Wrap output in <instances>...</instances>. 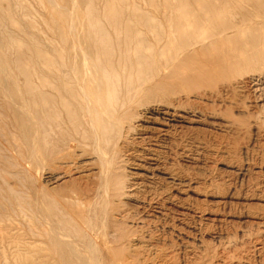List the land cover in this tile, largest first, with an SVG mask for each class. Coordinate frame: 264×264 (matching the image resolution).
<instances>
[{
    "label": "rangeland",
    "instance_id": "rangeland-1",
    "mask_svg": "<svg viewBox=\"0 0 264 264\" xmlns=\"http://www.w3.org/2000/svg\"><path fill=\"white\" fill-rule=\"evenodd\" d=\"M6 1H9V0H0V5H2V3L6 2ZM10 1L12 2V0H10ZM43 1L44 0H17L15 2V3H18L17 5L13 2L11 4L12 10H10V8H6L4 10V12H5L4 16L6 15L5 16L6 18L11 16L14 19H13V21L7 20L5 23L6 26H3V28L6 27L3 29L5 31V34L3 35V37L4 38L8 37V39H4L2 37V40L5 44L4 48L6 49L5 57H3L2 60H4L6 58L5 61H8V63L12 66L11 70L13 71V72L11 71L12 73L4 75L3 81L5 83L9 82V84H10V81H11V83L16 82L18 84L21 82L19 85L22 88V90L24 89L23 84H25L26 82H31V81L34 82L36 85H39V86H42V84H40L41 82H51V81H53V82H67V81H69V82H97L98 79H96V78H99V80H101L100 82H102V79H105V78H107L106 82H112L109 77L104 76L103 74L101 75V72H104V70H102L103 64H102V66L99 64L101 68L98 66V63H99L98 58L96 57L94 49L92 48L93 47L92 43H90L88 41L91 40L93 42V40H100L105 35L107 40H111V43L113 42L111 45H114L113 48L115 49V52H116V53L114 52L116 55L112 54L113 58L116 56L114 58V60L115 61L119 60V57H120V59L125 58V52L120 53V52H122L120 50H124V47L125 48L128 47L127 49H129V50L130 49L132 50L134 48L137 49V48H136V44L134 42H129L131 44L130 45L128 44V46H127V44H125L123 42V38L121 39V37L125 38L126 36H128L127 31H130L129 36L137 35L138 39L147 40L146 43L152 42L153 41L152 40L153 39L152 33L150 32L149 27L145 26V24H147V22H149L151 20L156 21L157 23H160V22L165 23L167 21V19H169L170 17L173 16L172 15L173 9L171 7H169V5H168L169 1L174 2V4L178 3V0H93V4H92V3H89V1H87V0H78V7L76 9L69 3L68 0H64V2L66 3V6H67V10H64V12L67 14V15H65V17L67 16L69 18L66 17L67 19L64 20V17H62V18L60 17L61 29H59V24H60V23L58 24L59 17H56L58 19L57 21H56V19L53 21L52 20L53 18L51 17V13H49V12H53V10L57 7L56 4L54 6V2H53L54 0H45L44 2ZM59 1H60L61 5L65 6L64 5L65 3L63 2V0H58V2ZM46 2L47 3L50 2V3H48L49 5ZM221 3H223V2H218V8H217V13L220 16L218 23H223V22H227V21L231 22L233 24L237 23L241 26L240 30L236 33L235 32H229L226 36V39H224V42L222 41L221 44H218L217 46H210L207 50L206 56L198 58L199 61H201V62L207 61L208 62L207 65H200V64H197L194 62H184V64H181L180 59L183 60V57H180L179 58L180 64H177L176 66H173L172 68L168 69L166 71V73H164L162 75V77L160 78V81H163V82H159V84H160L159 90L158 89L155 90L157 82L154 83V82L150 81L145 86V88H144L145 90H143L140 94H138L137 96L134 97L135 103L131 104V109H129V111L131 110V112H132V110L135 109L137 111L135 112L133 110L134 115H135V113H137L136 116L137 115H139V116L136 117L137 119H133L135 116L132 114L133 112L132 113L130 112L132 114V116H134V117L132 118V120L129 123L130 124L132 123L133 126L136 125V123H138L139 126L136 125L137 126L136 129L139 130L140 132L135 130V129H132V131H131L132 135L130 134V136L128 137V139L126 141L127 144L122 143L123 141L110 142V144H108V145L104 141L102 142V145L105 148L106 153H107L108 149L111 150L109 152V154H111V155L114 154V151L116 152L115 153L116 155L114 154V156L113 155L112 156L114 157V168L116 167L115 171L117 173H119V171H121L120 173H122V177H121L122 179H120L121 185L119 184L118 186H116V184L115 185L110 184V186L108 187V191H107V189H106L107 187L104 185V181L102 180V175H103L102 171L104 168V164L102 163L101 160H99L100 164L97 165V161H98L97 157H99L100 155L97 156L99 152L97 151L98 153H96L95 144L94 143L90 144V142H93V140H94V136L90 134L92 132V130L90 128H87L88 132H83L82 129H79L76 131L71 125L65 124L61 128L56 127L57 131L51 132L52 133L51 134L52 139H50L51 135H49V134L47 135L45 133H42L43 131L38 132L37 138H39V139H38V142L35 143L37 146H39L38 150L36 149L37 146H35V144H33L34 147H33V145L32 146L30 145L28 148L26 147V149H25V147H23L24 149L22 150V152L25 154V156L28 157L29 161H28L27 157L24 158L23 153L18 154L15 151H10L9 144L6 141L3 140L0 143V146L2 147V148L0 147L1 155L4 154V152H6L8 150L4 154V155H6L5 156L6 160H4L3 155H2L3 158L1 157V159L4 160V163H2L3 161L0 159V163H1L0 164V174H1V170L3 173L0 175L1 176L0 190L2 189L0 191V230H1L0 231V245H1V247H0V264H35L36 262L38 264H40V263L41 264H53V263L54 264H62L59 257L58 256L56 257L55 251L50 249L51 247H53L54 244H53L52 240L49 242L50 235L53 233V232L49 231V229L52 226L51 230L52 231L55 230V228L57 227L58 219H62V218L65 219L66 218L65 220H67L69 217H71V214L64 217L63 215H65V213H62V210H64V209L60 205V207L58 209L56 208V210H55V216H54L55 218L52 217V218L48 219V216L45 215V212H43V211H41V212L36 211V213H35V210H37L35 204H37L36 201H39V197L41 196L42 192L47 193V194L49 193V195L56 193L57 190L61 188L60 185H63L67 179H68L67 182L69 184L68 185L64 184V185H66V188H63L64 187L63 186L60 189V191L61 192L66 191V190L70 191L71 189H73V191H75V193L77 194V192H78V191H76V189H77V190H79L80 193H82L83 196L82 195L79 196L80 195L79 192H78L77 196L80 197V199L82 200V203L85 201V203H83V205H80V206H82V210L85 212L84 214H87L85 216L87 218H91V220H90L91 224L88 227L86 224L84 226H82V227H84V229H85L84 230L81 228L79 223H78L79 226L76 225V223H74V222L72 223L73 224L72 225L71 222L69 220H67L70 222V224L67 222V225H69V226H67V228L69 229L70 235L67 237H64V238L67 239L66 241L69 244H70L69 241H73L71 243H72V245H74L76 247L78 244L79 248L77 247V251L79 250V252L81 254H84V255L88 254L87 253V251L89 250L88 246H89V243H91L92 247H94L96 250V252L92 256V257H94L95 261L93 260V258H91L93 260L92 261L90 258L86 257V259L89 260L88 264H126V262H127V264H133V263L138 264L142 260H143L141 262L142 264H210V263L211 264H264V246H263L264 245V56L260 55L259 57H256L255 54H256L257 49H254V45L252 44V40L255 38L254 35L256 32L258 33L257 36L259 38L260 37L264 38V2H263L262 6H259L257 4V0H230L227 3H225V2L223 4H221ZM89 4L91 5L92 8L90 7ZM51 5H53V7ZM43 6H46V7H43ZM48 6H50V7H48ZM66 6H65V8H66ZM68 6L70 9L68 8ZM32 8H34V9H32ZM88 8L90 9V11ZM50 9H52V10H50ZM72 9L74 10V12H76L75 13L76 15L74 14V12H72L73 18H71V19L74 22L72 20L71 21L73 22V27L71 26L72 24L70 25L71 22L69 20L71 17L70 11ZM56 10H58V8H56ZM13 11H16V12H13ZM18 12L21 16H19ZM47 12H48V14H47ZM81 12H83V13H81ZM85 12H86V14L88 12V14L86 15ZM89 12H91V13L89 14ZM111 12L113 13V15H111L112 14ZM77 13H78V15H77ZM92 13H93V15H92ZM68 15H70V16H68ZM26 16L27 17L29 16V17L27 18ZM76 16H78V17H76ZM89 16H91L92 20L89 19L90 18ZM19 17L21 18L20 19L21 21L19 20ZM83 18L85 20H83ZM79 19H81V20H79ZM93 19H95L94 21H96V22H94ZM47 20H49V21H47ZM87 20L88 21L90 20V21L87 22ZM62 21H64V22H62ZM77 21H79V22H77ZM91 21H93V22H91ZM18 22H21L22 25H20V23H18ZM34 22H35V24H34ZM80 22L82 23V25ZM74 23H76V24L74 25ZM88 24H90V25H88ZM92 24H95V25L92 26ZM135 24H137V26ZM96 25H98V26L96 27ZM128 25L131 27L130 30H127ZM64 26H65V28H64ZM70 26L73 29L70 28ZM79 26H80V28L81 27H84V28L80 29ZM23 27H25V28H23ZM75 27H76V29H74ZM95 28L99 29V30H97V33H99V37H98V34L97 35L95 34L96 33ZM24 29H26V30H24ZM71 29H72V31H71ZM84 29H87V31H86L87 35L85 34L86 32ZM139 29H141V30L143 29V30L141 31ZM203 29H202V37L207 36L208 34H210L211 32L214 31V28L211 25L210 26L208 25L206 28H203ZM31 30H32V32H31ZM53 30H55L56 32ZM73 30H74V32H73ZM80 30H82V31H80ZM92 30L94 32L93 34H92ZM27 31H29L31 33L28 34ZM100 31H102L101 34H104V35H100ZM53 32H55V33H53ZM83 32H85V33H83ZM56 33H58V34H56ZM61 33H63V35L67 36L68 41H69L68 44L70 46H71L70 42L72 41V40L70 41V39H74L75 41L73 40L72 43L73 44L76 43L78 45V47H76V49L73 48V52L71 50L70 54L65 55L64 58H58L60 60L57 59L56 65L54 67H46L45 64H43L41 62H37L36 60L32 61V56H33L32 54H34V50L32 51L33 48L30 50L29 46L32 47V45L34 44V45H38L40 49H42V48L45 49V48H48L49 45L53 41H58L56 43L62 45L60 43L61 41H60V37H59L61 35ZM77 34H79V35H77ZM82 35H83V39L86 41L85 44H87V46L82 43V42H84V40L81 39ZM88 35L90 38L92 37V39H90L89 37H88L89 39H87L86 37ZM95 35L97 36L98 39H96V37H94ZM77 36H78V38H77ZM50 37H51V39H50ZM71 37H73V38H71ZM77 39H79L80 41H78ZM13 40L17 41L16 42L17 44L13 45L14 47L11 46ZM30 40H31V42H30ZM81 40H82V42H81ZM121 40H122V44H121ZM39 41L40 42L44 41L43 42L44 45H42V43H39ZM47 41H48V43H47ZM25 42H28V44H26ZM78 43H80V44L82 43V45H84L85 47H82ZM88 43H90L91 45ZM20 44H26L28 46V49L27 48L24 49V51H25L24 55H25L26 59L28 60L27 57H31V61L24 63L25 68H27L29 70V76L27 79L25 78V76L21 72H19V69H17L16 67L14 68L15 60L17 61V58H18L17 47L20 46ZM258 44L260 45L259 46L260 49L258 50L260 52V51H262L261 48H263V47L261 46L262 43L258 42ZM120 45H123V47L122 46L120 47ZM131 45H133L134 48L131 47ZM146 45H148V44H146ZM8 46H11V48H14V49H11ZM89 46H92V47L89 48ZM80 47L83 48L82 51H84V52L87 51L86 54L88 53L87 55L89 56V58L92 62L95 61V63L93 62V65H91L89 67L91 70L95 69L94 71H97V69H98V71H97L98 75L95 78H91V75H89L90 73L86 74V72H87L86 69H85L86 72H84L85 67L83 64H81V62H83V59H84L83 55H85V54H84V52L82 54ZM85 48H87V49L85 50ZM144 48H146L145 45L142 46V50ZM75 51L78 53H76ZM258 51H257V53H258ZM9 52H10V55L12 54L11 56L9 55ZM133 52H134V50H132L133 56L131 54L132 57L131 56L130 57L136 58V54ZM27 53H30V54L27 55ZM72 53H73V56H72ZM79 54H80V56H78ZM184 56H185V54H184ZM69 57L71 58L70 59L71 61L69 60ZM253 57H255V58L253 59ZM12 58L14 60H12ZM116 58H117V60H116ZM249 58H251V59H249ZM0 59H1V55H0ZM64 59L66 60L67 63L65 62ZM255 59H257V60H255ZM11 60L14 62L11 63ZM76 60H77V62H75ZM34 61H35V63H34ZM72 61H73V63L75 62V64H73ZM57 62L60 64V67L58 66L59 64ZM65 63H66V65H65ZM177 63H178V61H177ZM38 64L40 66H38ZM161 64H162L161 67L163 68L167 64H170V62L168 61V59L166 57V58L161 59ZM67 65H70V67H68ZM96 65H97V68H96ZM4 67H5V65H3V63H0V70ZM59 68H62L63 70L62 69L60 70ZM67 69L69 70V72ZM99 70H100V73H99ZM61 71L62 72L65 71V72L62 73ZM73 71L75 73H72ZM119 71H120L121 78H122V80L120 81V83H121L120 88L126 89V88H124V86H125V83L128 79L127 77H128L129 67L127 70L124 68H121V69H119ZM30 72H32V73H30ZM54 73H56V74H54ZM69 73H71V74H69ZM76 73H78V75ZM84 75H87V76H84ZM6 76H8V77H6ZM102 76H103V78H102ZM52 77L53 78L55 77V78L52 79ZM61 77L63 80H61ZM89 79H90V81H89ZM7 80H9V81H7ZM99 80H98V82H99ZM133 80H135L134 85H133V86H135L136 82H138L139 79L134 77ZM104 81L105 80H103V82ZM150 89H153L155 91L151 92ZM201 91H203V94ZM210 92H211V95H210ZM160 94H161V96H160ZM214 94H215V96H213ZM148 95H149V97H148ZM154 95H155V97H154ZM165 99L166 100L168 99L166 101V103H165ZM179 99H180V102H179ZM175 101L176 102L178 101L179 103L178 102L175 103ZM169 102H170V104H168ZM135 104H136V106H134ZM141 104H142V106H141ZM143 104H145L144 105L145 108L143 107ZM149 104H151V105H149ZM180 104H181V106H180ZM167 105L169 107H171L175 112L179 113L176 115V117L173 118L174 121H172V118H169L165 115L163 116V114L154 110V109L159 108L160 106H161L160 108L168 107ZM134 107H136V108H134ZM147 107L150 109H148ZM194 109H196V110H194ZM142 110H143L144 114L141 112ZM148 110H149V112H148ZM188 114L190 115V117ZM148 115H149V117H148ZM142 116L144 117V119H141ZM158 117L161 120V122L158 119ZM179 117L181 118L180 120H179ZM182 117L184 119H182ZM185 117H187V118L185 119ZM147 119H148V121H147ZM157 119H158V122L156 121ZM164 119H166L167 121L166 120L164 121ZM133 120L136 123L133 122ZM187 120L191 121V122H188ZM231 122H233V123H231ZM234 122H236V123L234 124ZM176 124L177 125L183 124V125H178L176 127ZM149 125H150V128L152 126L153 127L150 129ZM170 125H172L174 127H172ZM70 126H71V128H70ZM126 126H128V123L126 124ZM156 126L158 127V129L156 128ZM11 127L12 126L5 127V129L8 130V128H11ZM234 127H236V128H234ZM62 128L66 129V130H64ZM69 128H70V130H69ZM140 128H141V130H140ZM146 129H148V130H146ZM156 129L159 130V132ZM165 130H166V132H164ZM168 130H170L172 133L170 131H169L170 133H168ZM66 131H69V132H66ZM135 132H136V134H135ZM41 133L45 136H43ZM158 133H161V134H158ZM39 134H40V136H39ZM70 134H72V136L74 134L75 135L72 137ZM87 134L89 135V137L87 136ZM92 134H93V132H92ZM78 135H79V138H78ZM133 135L135 138L133 137ZM136 135L139 137H137ZM161 135H162V137H161ZM91 136H92V138H91ZM143 136H144V138H142ZM149 136H150V138H149ZM43 137H45V138H43ZM48 138H49V143H51V144L48 143L49 146L44 144V142H46V144H47ZM64 138L66 139L65 141H64ZM129 138H131V139H129ZM136 138H138V139H136ZM156 138H158L159 140L158 139L156 140ZM45 139H46V141H45ZM55 139H58V140L56 141ZM141 139H143V140L141 141ZM163 139H165V140H163ZM59 140H60V142H59ZM81 140H83L84 142ZM144 140L146 142H143ZM152 141H156L157 143L152 142ZM57 142H58V145H57ZM72 142L76 145L74 146V144ZM80 143H81V145H80ZM129 143H130V145H129ZM120 144L124 145L125 148L122 147V145H120ZM125 144L128 145V147H126ZM131 144H132L133 148L131 147ZM50 145L52 148L51 150L53 152L55 151L54 152L55 155L51 150L48 151V149L50 148ZM71 145H73V146L71 147ZM89 145H90V147H88ZM4 146H8V147H4ZM115 146H117V147H115ZM54 147H56V148L53 150ZM119 147H120V149H119ZM147 147H149V148H147ZM33 148L35 149V151H34L35 153L32 151ZM26 150L30 151L31 154L34 153L33 155H35V156H32L31 154L27 155L28 151H26ZM84 150H87V151H84ZM121 150H122V152H121ZM147 150H149V152L152 154L148 153ZM72 151H74L76 156L74 155V153H73V155L70 154V153H72ZM129 151L131 153L132 152H134V153L131 154V153H129ZM48 152H50V153H48ZM85 152L88 154L87 156H86ZM127 152L130 156L131 155H134V156H131V158H130V156L127 155ZM136 152H137V154H136ZM36 153H38V155H36ZM143 153L144 154L146 153V155H144ZM157 153H159V154H157ZM47 154H51V155H50V158L46 159ZM67 154H70L71 156L68 155V157H67L66 156ZM79 154H81V155H79ZM83 154L85 155V157L82 156ZM187 154L189 155V157ZM29 155H31V158H29L30 157ZM77 155H79V157H77ZM140 155H142L143 158ZM80 156H82V157H80ZM121 156L123 158H121ZM191 156H193V157H191ZM73 157H75V158H73ZM154 157H155V159H154ZM159 157H161V158H159ZM10 158L11 159L14 158V159L11 160ZM119 158H121L122 160ZM126 158H128L129 161ZM8 159L10 162L11 161L14 162V160H15V161L19 162L21 165L19 163H16L17 167L12 166L13 165L12 163H6V162H9ZM63 159L68 160L66 162L68 168H66L67 166L65 165V163H64L65 160H63ZM72 159H74V160H72ZM99 159H101V157H99ZM118 159L121 161H118ZM125 159L127 162L125 161ZM36 160L37 161L39 160V161L37 162ZM53 160H55V162ZM85 160H86V162H85ZM71 161H72V163H71ZM34 162H37L36 163L37 165ZM43 162H45V163H43ZM57 162H59V163H57ZM68 162L70 164H68ZM84 162H85V164H83ZM38 163L41 164L39 166L40 167L39 169H38V165H39ZM48 163L51 165H49ZM61 163L62 164L64 163V164L61 166ZM87 163H88L89 167L87 166ZM138 163L139 164L142 163V164L139 165ZM151 163H153V164H151ZM9 164H12V165H10V167H9ZM1 165H5V166L3 167ZM85 165L89 168V170H87V167ZM100 165H101L102 169H101ZM116 165L119 168L121 167L120 170L118 169V167ZM7 166L9 167V169L7 168ZM63 166H65L64 169L62 168ZM144 166H145V168H144ZM91 167H93V168L95 167V168L93 169ZM137 167H138V169H137ZM154 167H156V169ZM19 168L20 169L22 168V169L20 170ZM51 168H52V170H51ZM85 168H86V170H85ZM162 168H164V169H162ZM48 169H50V170H48ZM59 169L61 171L57 172ZM174 169H175V171H174ZM22 170H24V171H22ZM62 170H65V172L67 171V173H65ZM94 170H98V171H94ZM122 170H123V172H122ZM4 171H6V172H4ZM149 171H153V172H149ZM154 171L155 172L158 171V172H156L157 174ZM162 171H164V172H162ZM165 171L167 172L168 176H167ZM139 172H140V175L143 172H146L147 174L144 173L145 175L142 174L140 176ZM174 172L177 173L178 177L182 180V182H179V181L172 182L174 180L169 178V174L174 173ZM5 173H6V176L8 178L5 176ZM19 173H21V174H19ZM17 174H19V175H17ZM23 174H24V177L28 176V178H27L28 180H25L26 178H23ZM52 174H53V176H52ZM65 174L69 175V176H66ZM81 174L84 177L83 179H82ZM84 174H85V176H84ZM180 174H181V176H179ZM80 175H81V177H80ZM86 175H88V176L86 177ZM135 175H136V177H135ZM17 176H19V178ZM49 176H51V178H53L55 176V178L50 180L51 178ZM70 176L72 177V179H70L71 178ZM123 177H124V179H123ZM126 177H128V178H126ZM48 178H50V179H48ZM63 178H65V181L62 182V180H64ZM77 178H79V179L77 180ZM150 178H152V179H150ZM189 178H191V179H189ZM60 179H61V181H60ZM80 179H82L83 181ZM84 179H86V180H84ZM159 179H160V181H159ZM57 180H59V181H57ZM70 180L73 181V183ZM133 180H134V182H133ZM167 180H169L171 182H169ZM27 181H30V182H27ZM78 181L83 182V185L85 186V188L88 187V190H87V188L86 189L82 188L83 185H81V183ZM84 181H85V183H84ZM162 181L163 182L165 181L164 184H167V186H168L167 188H165L166 185L164 186ZM26 182L29 185L31 183L30 187ZM61 182L63 184H59V188L55 189L58 186L57 184L61 183ZM118 182H117V184H118ZM138 182L140 184H135ZM5 183H7L6 184L7 186L5 185ZM24 183H26L28 185V186L26 185L27 189H26V186ZM101 183H102V185H101ZM169 183H170V185L173 184L174 187L172 185L170 187V185H168ZM12 184H14V185H12ZM70 184H72V185L69 187ZM92 184H93V186H91ZM51 185H53V186H51ZM139 185L141 186V188ZM178 185L181 186L180 187L181 190H180V192L177 193L176 192L177 190H175V189H176V186H177V188L179 187ZM183 185H184V187H183ZM42 186H43V188L41 189ZM48 186L49 187L51 186V187L49 188ZM135 186L137 187V189H135ZM152 186L156 187V189H158V190L154 191L155 188L152 189L153 188ZM10 187H12V188H10ZM75 187H77V188H75ZM117 187H125L126 189L118 188L120 190H117ZM142 187H144V188H142ZM150 187H152V188H150ZM163 187L165 189H163ZM169 187H170V189H168ZM29 188H31L32 190H30ZM110 188H111V190H110ZM188 188H189V190H188ZM17 189H19V190H17ZM84 189H85V191L87 190V192H85ZM148 189L151 190V192H149ZM14 190L16 191V193H18V192L19 193L16 194ZM28 190H30V191H28ZM47 190H49V191H47ZM103 190H104V192H103ZM170 190H171V192L168 193ZM34 191H37L39 196L37 195L36 192L34 193ZM106 191H107V193H106ZM162 191L165 192L164 194L166 196L163 194H160V193H162ZM183 191H185V192H183ZM126 192H127V195L124 194ZM131 192H133V193L131 194ZM138 192H140V193H138ZM153 192H155V193L153 194ZM156 192H158V193L156 194ZM85 193H86V196L84 195ZM111 193H112V195H111ZM116 193L119 196L121 193L123 195L121 194V197H119L118 195L117 196L114 195ZM145 193H147V195H148L146 198H145V196H146ZM149 193H152V194H149ZM131 195L136 197V198L132 197ZM140 195L141 196L143 195L144 197L143 196L141 197ZM14 196H15V198H14ZM17 196H19L21 202L18 201L19 199H16ZM21 196H23L24 198L26 197V200H24L23 197H21ZM128 196H129V198H128ZM149 196L152 198H150ZM153 196H155V197H153ZM107 197H108L109 201H107L108 200ZM140 197H141V199H140ZM179 197H180V199H178ZM185 197H186L187 201L182 200ZM126 198H127V200H126ZM133 198L136 200H134ZM169 198H171V200ZM21 199H23V200H21ZM28 199L31 200V202H28L29 201ZM172 199H174V200H172ZM176 199L179 201H177ZM33 200H34V202H33ZM105 200H106L105 204H102V202H104ZM141 200H143V201H141ZM144 200H145V202H144ZM150 200H151V203H150ZM180 200H182V201L180 202ZM25 201H27V203ZM88 201H91V203ZM111 201H113V202H111ZM118 201H119V204H118ZM147 201H148V204H147ZM167 201L168 202L170 201V202L167 203ZM183 201H185L186 203H188L190 205L186 204ZM139 202H140V204H138ZM171 202H173V203L170 204ZM33 203H35L34 204L35 207L33 205H30ZM113 203H114V205H113ZM133 203H134V205H133ZM143 203H144V205H143ZM159 203H161V204H159ZM84 204H86V206ZM101 204H102V206H101ZM106 204H107V206H109V204H110V208H108L106 206ZM116 204H118V206ZM124 204H125V206H124ZM21 205H22V207H21ZM26 205L28 206V208ZM161 205H162V207H161ZM163 205H165V207H163ZM83 206H85V207L83 208ZM123 206L125 208H123ZM170 206H171V208H170ZM173 206H174V208H173ZM188 206H192V207H188ZM30 207H31V209H29ZM96 207H97V210H96ZM100 207H101V209H100ZM119 207H121L122 209ZM136 207H137V209H136ZM166 207L167 208L169 207V208L167 209ZM185 207L190 209V210H187ZM21 208H23V209H21ZM86 208H87V210H86ZM148 208H151V209L149 210ZM98 209H100V210H98ZM104 209H106V210H104ZM119 209H120V211H119ZM135 209L137 211H135ZM193 209L196 211V213ZM204 209H205V211H204ZM5 210H6V212H5ZM20 210H21V213H20ZM101 210H103V211H101ZM159 210H160V212L157 213V211H159ZM168 210L171 212V214L169 213V215H167ZM175 210H177V211H175ZM122 211L124 212V214L121 213ZM164 211H165V213L163 214ZM184 211H185V213H184ZM37 212H38V214H37ZM86 212H88V213L90 212L89 213L90 215ZM106 212H107V216H105ZM135 212H136L137 216L135 215ZM166 212H167V214H166ZM180 212H183L184 215L182 216V213L180 214ZM96 213H98L99 216ZM100 213H101V215H100ZM138 213L140 215H138ZM147 213H149L150 217H149V215H147ZM151 213L154 216L158 215L159 217L158 216L154 217V216H152ZM187 213H188V215H187ZM74 214L76 215V213H74ZM160 214H162V215H160ZM25 215H26V217H25ZM120 215H121V217H120ZM133 215H135V217ZM172 215L174 217L176 216L177 218L175 217V220H174V217ZM194 215H195V217H194ZM37 216H38V218H35ZM170 216H172L173 218ZM186 216H188L187 217L188 219L186 218ZM42 217H43V219H42ZM56 217H57V219H56ZM140 217H141V219L143 218L142 221L145 220V218H147V219L143 222L142 221L139 222ZM160 217L162 219H160ZM39 218H41L40 221H39ZM152 218H153V222L150 221V219H152ZM180 218H182V220ZM184 218H186V219H184ZM44 219L46 221H43ZM93 219H94V221H93ZM118 219H119V221H122V222H119ZM171 219L173 222L174 221L175 222L173 223L171 221ZM95 220H96V223H95ZM114 220H115V222L117 221L116 222L117 224L115 222H112ZM176 220H178V221H176ZM185 221H187L186 222L187 224L185 223ZM123 222L126 223V224L124 223L125 224L124 227L122 224ZM189 222H190V224H189ZM35 223L37 225H40V226H38L39 228L37 227V225ZM102 223L104 225H102ZM118 223H121V224L119 225ZM146 223H148V224H146ZM169 223H170V225H169ZM48 224H50V225H48ZM129 224H130V226H129ZM145 224L146 225H152V226H150V227L146 226L145 227ZM153 224L155 225V227ZM165 224L166 225L168 224V225L166 226ZM116 225L117 226L119 225L120 228L118 229V227H116ZM121 225H122L123 229H122ZM54 226H55V228H54ZM92 226H93L92 230H88V229H91ZM164 226H166V227H164ZM44 227H47V228H44ZM70 227H71V229H70ZM73 227H75V229ZM94 227H97V228H94ZM172 227H174L173 228L174 232L172 230ZM182 227H184V228L182 229ZM95 229H98V230H95ZM75 230H76V232H75ZM170 230H171V232H170ZM179 230H181L183 232L181 233V231H179ZM37 231L39 233H41L40 231H42L43 233H41V234L43 236L37 235V234H39ZM59 231L61 233L63 230H61V228H60ZM87 231H89L90 233ZM114 231L117 233L115 234ZM129 231H131V232L129 233ZM133 231L134 232L136 231L137 233L135 232L136 234H131V233H133ZM2 232H4V233H2ZM50 232H51V234H50ZM83 232L85 234H82ZM92 232H94V233H92ZM45 233L46 234L49 233V234H47V236H46ZM72 233H73V235H75V237L73 235H71ZM128 233L131 236L128 235ZM180 233H181V235H179ZM63 234L65 235L66 231H63ZM86 234H89L92 236H89ZM112 234H113V236H111ZM124 234H127V235L125 236ZM244 234H246V235H244ZM78 235H80V236H78ZM106 236H107V238H106ZM153 236H154V238H153ZM70 237L72 239L69 240ZM119 237H121L122 239L126 237L127 239H123V241H122V239H120ZM131 237H133V238H131ZM156 237L157 238L159 237L160 240H159V238L157 239ZM246 237L249 238L248 241H247ZM43 238H45V240ZM73 238H75V239H73ZM81 238L83 240V244L79 243L82 241ZM200 238H201V240H200ZM78 239L81 241H79ZM40 240H41V242H40ZM91 240H92V242H90ZM119 240H121V241H119ZM126 240H127V242L129 241L128 243H131V244L128 245ZM46 241H48V242L46 243ZM141 242H142V246H141ZM230 242H231V245H230ZM235 242H236V244H234ZM258 242H260V243H258ZM18 243H19V245H18ZM44 243H46V244H44ZM48 243L51 246L47 245ZM120 243H122V244H120ZM151 243H152V245H151ZM157 243L159 246L157 245ZM42 244H43V246H42ZM84 244L86 245L88 250L85 246H83ZM163 244H165L166 246ZM199 244L201 246H199ZM112 245L114 246V248ZM132 245H134V246H132ZM226 245H227V247H226ZM48 246H50V248ZM126 246H127V249L125 248ZM147 246L149 247V249ZM116 247H118V248H116ZM201 247H202V249H201ZM112 248L114 249V252L111 255L110 252L113 251ZM124 248H125V250H123ZM128 248H129V250H128ZM162 248H164V250ZM52 249L55 250L54 247ZM97 249H98V251H97ZM110 249H111V251H110ZM144 249L146 252H144ZM116 250L118 251L119 254L117 253ZM138 250H139V252H138ZM168 250H169V252L170 251L171 252L169 253ZM225 250H227V251H225ZM47 251H49V254ZM122 251H124L123 254H122ZM83 252H86V254ZM165 252H167V253H165ZM172 252H173V254H172ZM51 253L53 256L51 255ZM97 253H99V254H97ZM130 253L133 254L135 259H134V257L132 258V255L130 256ZM127 254H129V255H127ZM169 254H170V256H169ZM97 255H100V257ZM124 255H126V257L127 256L129 257V258H126V259H128V261L126 259H123V258H125ZM224 255L226 256V258H224L225 257ZM115 257L118 258L119 260L118 259L115 260ZM163 257H165V259ZM166 257L167 258L169 257V258L167 259ZM56 258H58L59 260ZM120 258H122V259H120ZM150 258H152V259H150ZM221 258H222V261L220 262ZM225 259L227 260V262ZM136 260H138V261H136ZM122 261L125 263H123ZM132 261H133V263H132Z\"/></svg>",
    "mask_w": 264,
    "mask_h": 264
},
{
    "label": "bare ground",
    "instance_id": "bare-ground-1",
    "mask_svg": "<svg viewBox=\"0 0 264 264\" xmlns=\"http://www.w3.org/2000/svg\"><path fill=\"white\" fill-rule=\"evenodd\" d=\"M17 0H12V2L13 3H15ZM45 1V0H44ZM43 1V2H44ZM69 1V3L74 7V8H76L77 9V7H78V0H68ZM67 1V2H68ZM87 1H89V3H92L93 4V0H87ZM86 1V2H87ZM230 0H178V3H176V4H174V2H170L169 1V7H171L172 9H173V16L172 17H170L169 19H167V21L165 22V23H162V22H160V23H157L156 21H153V20H151V21H149V22H147V24H145V26H147V27H149V29H150V32L152 33V36H153V41L152 42H150V43H146L147 42V40H145V39H138L137 38V35H134V36H129V33H130V31H127L128 32V36H126L125 38L124 37H121V39L123 38V42L125 43V44H127V46H128V44L130 45L131 43H129V42H134L135 44H136V48L137 49H135L134 47H133V45H131V47H133L134 49H132V50H134V52L133 53H135L136 54V58H131L132 56H133V54H132V50L130 49H127V48H125L124 47V50H120V51H122V52H120V53H123V52H125V58H121L120 59V57H119V60H117V58H116V60L117 61H115L114 60V58L116 57H112V54L113 55H116L115 53V49L113 48V46L114 45H111L112 43H111V40H107L106 39V36L104 35V34H101L102 33V31H100V35H104V37H102V39H100V40H93V42L91 41V40H89L88 42H90V43H92V46H89V48L90 47H92L93 49H94V52H95V54H96V57L98 58V61H99V63H98V66L100 67V65L102 66V64H103V68H102V70H104V72H101V75L103 74L104 76H107V77H109L110 78V80L112 81V82H106L107 80V78H105V79H102V82H100L101 80H99V78H96V79H98L99 80V82H98V80H97V82H69V81H67V82H53V81H51V82H41L40 84H42V86H39V85H36L34 82H26L25 84H23L24 85V89L22 90V88L20 87V83L18 84V83H16V82H13V83H11V81H10V84H9V82L8 83H5L4 81H3V78H4V75H6V74H9V73H12L13 71L11 70V68H12V66L8 63V61H5L6 60V58L4 59V60H2V58L3 57H5V52H6V49L4 48V46H5V44H4V42H3V40H2V37H3V35L5 34V31L3 30L4 28H6V27H4L3 28V26H6L5 25V23H6V21L7 20H11V21H13V19L14 18H12L11 16L10 17H8V18H6L5 16H4V14H5V12H4V10L6 9V8H10V10H12V8H11V4H12V2L9 0V1H6V2H3L2 3V5H0V55H1V59H0V63H3V65H5V67L4 68H2L1 70H0V143L4 140V141H6L8 144H9V147H10V151H15V152H17L18 154H21V153H23L22 152V150L24 149L23 147H25V149H26V147L28 148L30 145L32 146L33 144H35V143H37L38 142V139L39 138H37V133L38 132H42V133H45V134H49V135H51L52 133L51 132H55V131H57V128H61V127H63V125H71L76 131L77 130H79V129H82V131L83 132H88V129L87 128H90L91 130H92V132H93V134H92V132L90 133L91 135H93L94 136V140H93V142H90V144L91 143H94L95 144V151H96V153H98V155L97 156H99V157H101V159H99V157H97L98 158V161H97V165H99L100 164V162H99V160H101L102 161V163L104 164V168H103V175H102V180L104 181V185L107 187L106 189H107V191H108V187L110 186V184H116V186H118L119 184H120V179H122L121 177H122V173H120L121 171H119V173H117L116 171H115V168H114V154L116 153L115 151H114V154H109V152L111 151L110 149H108V151H107V153H106V151H105V148L103 147V145H102V142L104 141L105 143H107V145L108 144H110V142H117V141H123L122 143H126L127 144V139H128V137L130 136V134L132 135V133H131V131H132V129H135V130H137L136 128H137V126L136 125H138V123H136L134 120H133V122H135L136 123V125H132V123L130 124L129 122L132 120V118L133 119H137L136 117H138L139 115H137L136 116V114L137 113H135V115H134V112H133V110L136 112L137 110H135V109H133L132 110V112H131V110L129 111V109H131V104H133V103H135L134 102V100H135V96H137L138 94H140L143 90H145L144 88H145V86L151 81V82H157V84H156V88H155V90L156 89H160L159 87H160V84H159V82H163V81H160V78L162 77V75L164 74V73H166V71L168 70V69H170V68H172L173 66H176L177 64H180V60H181V64H184V62H194V63H197V64H200V65H207L208 64V62L207 61H199V57H203V56H206V54H207V50H208V48L210 47V46H217L218 44H221V42L223 41L224 42V39H226V36H227V34L229 33V32H238L239 30H240V25L239 24H233V23H231V22H223V23H218V21H219V19H220V16L218 15V13H217V8H218V2H225V3H227V2H229ZM51 2V1H50ZM50 2H48V3H50ZM54 2V6H55V4H56V8H58V10H56V8L53 10V12H49V13H51V17L53 18L52 20L54 21L55 19H56V21L58 20L56 17H59V21H58V24H59V29H61V27H60V25H61V20H60V17L62 18V17H64V20H66L67 18H69V17H65V15H67L65 12H64V10H67V6H66V3L64 2V0H63V2L65 3H63L65 6H66V8H65V6H63V5H61L60 4V1L58 2V0H54L53 1ZM263 2H264V0H257V4L259 5V6H262L263 5ZM47 3V2H46ZM47 3V4H48ZM68 3V4H69ZM223 3H221V4H223ZM16 5L18 4V3H15ZM14 5V4H13ZM32 5V4H31ZM49 5V4H48ZM90 5V4H89ZM88 5V6H89ZM52 7H53V5H51ZM70 6V5H69ZM69 6H68V8H69ZM43 7H46V6H43ZM48 7H50V6H48ZM72 7V8H73ZM90 7H91V5H90ZM29 8V7H28ZM73 8V9H74ZM92 8V7H91ZM14 9V8H13ZM32 9H34V8H32ZM45 9V8H44ZM70 9V8H69ZM71 10L70 12H71V17H70V25L73 27V20L71 19V18H73L72 16V12H74V10ZM89 9V8H88ZM28 10V9H27ZM50 10H52V9H50ZM87 10V9H86ZM204 10V11H203ZM47 11V10H46ZM82 11V10H81ZM88 11V10H87ZM89 11H90V9H89ZM204 13H203V12ZM12 12V11H11ZM13 12H16V11H13ZM39 13V12H38ZM76 12H74V14H75ZM81 13H83V12H81ZM91 12H89V14H90ZM112 13V12H111ZM12 14V13H11ZM18 14H19V12H18ZM23 14V13H22ZM47 14H48V12H47ZM80 14V13H79ZM85 14H86V12H85ZM87 14H88V12H87ZM86 14V15H87ZM171 14V13H170ZM13 15V14H12ZM38 15V14H37ZM43 15V14H42ZM76 15V14H75ZM77 15H78V13H77ZM81 15V14H80ZM92 15H93V13H92ZM91 15V16H92ZM111 15H113V13L111 14ZM19 16H21L20 14H19ZM40 16V15H39ZM48 16V15H47ZM68 16H70V15H68ZM91 16H89L90 18V20H92L91 19ZM27 17V16H26ZM29 17V16H28ZM27 17V18H28ZM76 17H78V16H76ZM81 17V16H80ZM79 17V18H80ZM94 17V16H93ZM41 18V17H40ZM85 18V17H84ZM83 18V20H85ZM21 18L19 17V20H20ZM33 19V18H32ZM78 19V18H77ZM18 20V19H17ZM73 22H72V21ZM79 20H81V19H79ZM89 20V21H90ZM95 19H93V21H94ZM166 20V19H165ZM21 21V20H20ZM34 21V20H33ZM47 21H49V20H47ZM88 20H87V22H89ZM93 21H91V22H93ZM15 22V21H14ZM62 22H64V21H62ZM77 22H79V21H77ZM76 22V23H77ZM94 22H96V21H94ZM18 23H20V25H22L21 24V22H18ZM26 23V22H25ZM31 23V22H30ZM76 23H74V25L76 24ZM81 23V22H80ZM79 23V24H80ZM34 24H35V22H34ZM50 24V23H49ZM48 24V25H49ZM84 24V23H83ZM91 24V23H90ZM90 24H88V25H90ZM45 25V24H44ZM81 25H82V23H81ZM86 25V24H85ZM93 25H95V24H92V26ZM136 26H137V24H135ZM213 26V28H214V31L213 32H211L210 34H208L207 36H203L202 37V29L203 28H206L207 26ZM51 26V25H50ZM70 26V28H72ZM98 25H96V27H97ZM8 27V26H7ZM28 27V26H27ZM26 27V28H27ZM78 27V26H77ZM90 27V26H89ZM11 28V27H10ZM23 28H25V27H23ZM51 28V27H50ZM64 28H65V26H64ZM79 28H80V26H79ZM82 28H84V27H81L80 29H82ZM86 28V27H85ZM93 28V27H92ZM8 29V28H7ZM13 29V28H12ZM28 29V28H27ZM73 29V28H72ZM72 29H71V31H72ZM74 29H76V27L74 28ZM91 29V28H90ZM131 29V27L128 25V28H127V30H130ZM16 30V29H15ZM24 30H26V29H24ZM30 30V29H29ZM66 30V29H65ZM85 30V32L87 31V29H84ZM83 30V31H84ZM94 30V29H93ZM93 30H92V34L94 33L93 32ZM97 30H99L98 28L96 29L95 28V34L97 35L98 34V37H99V33H97ZM139 30H141V29H139ZM143 30V29H142ZM141 30V31H142ZM204 30V29H203ZM49 31V30H48ZM53 31H55V30H53ZM70 31V32H71ZM80 31H82V30H80ZM26 32V31H25ZM28 32V34H30L31 32H32V30H31V32H29V31H27ZM56 32V31H55ZM55 32H53V33H55ZM73 32H74V30H73ZM77 32V31H76ZM85 32H83V33H85ZM99 32V31H98ZM104 32V31H103ZM19 33V32H18ZM67 33V32H66ZM105 33V32H104ZM56 34H58V33H56ZM55 34V35H56ZM86 35H87V32L85 33ZM106 34V33H105ZM257 32L255 33V38L252 40V44L254 45V49H257V51L260 49L259 48V44H258V42H260V43H262V47L263 48H261L262 49V51H258V53H257V51H256V57H259L260 55L262 56H264V38L263 37H258L257 36ZM21 35V34H20ZM73 35V34H72ZM76 35V34H75ZM77 35H79V34H77ZM81 35V34H80ZM84 35V34H83ZM83 35L81 36V39H83ZM94 36V37H96V39H98L97 38V36ZM260 35V34H259ZM19 36V35H18ZM31 36V35H30ZM46 36V35H45ZM44 36V37H45ZM58 36V35H57ZM85 36V35H84ZM91 36V35H90ZM6 37V36H5ZM20 37V36H19ZM24 37V36H23ZM38 37V36H37ZM48 37V36H47ZM56 37V36H55ZM60 37V43L62 44V45H60V44H58V43H56V42H58V41H53L50 45H49V47L48 48H45V49H40L39 48V46L38 45H32V47H30L29 46V48H30V50L32 49V51L34 50V54H32L33 56H32V61L33 60H36L37 62H41V63H43V64H45V66L46 67H54L55 65H56V61H57V59L58 58H64L65 57V55H67V54H70V52H71V50H72V52H73V48L74 49H76V47H78V45L76 44V43H72V41L74 40V39H70V43H71V46L68 44V38H67V36L66 35H63V33H61V35L59 36ZM89 37V35L86 37L87 39H89L88 38ZM4 38V37H3ZM49 38V37H48ZM71 38H73V37H71ZM77 38H78V36H77ZM85 38V37H84ZM85 38V39H86ZM4 39H8V37L7 38H4ZM50 39H51V37H50ZM90 39H92V37L90 38ZM95 39V38H94ZM26 40V39H25ZM44 40V39H43ZM46 40V39H45ZM78 41H80L79 39H77ZM76 40V41H77ZM84 40V39H83ZM38 41V40H37ZM75 41V40H74ZM17 41L16 40H13V42H12V44H11V46H13L14 44H17L16 43ZM29 42V41H28ZM28 42H25L26 44H28ZM30 42H31V40H30ZM44 42V41H43ZM43 42H40L39 41V43H42V45H44V43ZM81 42H82V40H81ZM46 43V42H45ZM47 43H48V41H47ZM46 43V44H47ZM84 45H86L87 46V44H85L86 43V41L84 40V42H82ZM82 43L80 44V43H78L79 45H81L82 47H85L84 45H82ZM90 43H88V44H90ZM26 44H20V46H18L17 47V53H18V58H17V61L15 60V66H14V68L16 67L17 69H19V72H21L24 76H25V78L27 79L28 78V76H29V70L27 69V68H25V65H24V63H27L28 61H31V57H27L28 58V60L26 59V57H25V55H24V49L25 48H27L28 49V46L26 45ZM115 44V43H114ZM121 44H122V40H121ZM146 44H148V45H146ZM7 45V44H6ZM91 45V44H90ZM145 45V47L146 48H144L143 50H142V46H144ZM11 46H8V47H10L11 48ZM123 47V45H120V47ZM198 46V47H197ZM14 47V46H13ZM197 47V48H196ZM81 48V47H80ZM11 49H14V48H11ZM82 49L83 48H81V52H82V54H83V52L84 51H82ZM87 48H85V50H86ZM117 49V48H116ZM121 49V48H120ZM123 49V48H122ZM90 50V49H89ZM31 51V52H32ZM76 52V51H75ZM87 52V51H86ZM86 52H84V54L85 55H83V57H84V59H83V62H81V64H83L84 65V72H86V74H88V73H90L89 75H91V78H95L97 75H98V69H97V71H94V70H91L89 67L91 66V65H93V62L95 63V61H91L90 60V58H89V56L86 54ZM115 52V53H114ZM12 53V52H11ZM33 53V52H32ZM76 53H78V52H76ZM118 53V52H117ZM244 53V52H243ZM15 54V53H14ZM28 54H30V53H27V55ZM131 54H132V56H131ZM184 54H185V56H184ZM9 55H10V52H9ZM12 55V54H11ZM10 55V56H11ZM254 55V54H253ZM254 55V56H255ZM14 56V55H13ZM12 56V57H13ZM72 56H73V53H72ZM76 56V55H75ZM74 56V57H75ZM78 56H80V54L78 55ZM77 56V57H78ZM123 56V55H122ZM121 56V57H122ZM131 56V57H130ZM15 57V56H14ZM167 57V59H168V61L170 62V64H167L165 67H161V59H163V58H166ZM180 57H183V60L182 59H180L179 60V58ZM242 57V56H241ZM79 58V57H78ZM255 57H253V59H254ZM10 59V58H9ZM71 58L69 57V60H70ZM249 59H251V58H249ZM252 59V60H253ZM258 59V58H257ZM257 59H255V60H257ZM8 60V59H7ZM12 60H14L13 58H12ZM11 60V63H13L14 61H12ZM58 60H60V59H58ZM65 60V59H64ZM71 61V60H70ZM177 61H178V63H177ZM59 62V61H58ZM57 62V63H58ZM65 62H66V60H65ZM75 62H77V60L75 61ZM75 62L73 63V61H72V63L73 64H75ZM34 63H35V61H34ZM67 63V62H66ZM66 63H65V65H66ZM69 63V62H68ZM71 63V64H72ZM80 63V62H79ZM97 63V62H96ZM40 64V63H39ZM38 64V66H40ZM59 64V63H58ZM80 64V65H81ZM100 64V65H99ZM210 64V63H209ZM36 66V65H35ZM34 66V67H35ZM59 67H60V64L58 65ZM68 67H70V65H67ZM75 66V65H74ZM67 67V68H68ZM76 67V66H75ZM98 67V68H99ZM128 67H129V71H128V79H127V81H126V83H125V86H124V88H126V89H122V88H120V85H121V83H120V81L122 80V78H121V74H120V71H119V69H121V68H124V69H128ZM33 68V67H32ZM96 68H97V65H96ZM101 68V67H100ZM35 69V68H34ZM60 70L62 69V68H59ZM77 69V68H76ZM85 69H86V71H85ZM37 70V69H36ZM63 70V69H62ZM68 70V69H67ZM66 70V71H67ZM71 70V69H70ZM75 70V69H74ZM78 70V69H77ZM76 70V71H77ZM101 70V69H100ZM100 70H99V73H100ZM12 71V72H11ZM35 71V70H34ZM62 72V71H61ZM63 72H65V71H63ZM62 72V73H63ZM68 72H69V70H68ZM79 72V71H78ZM30 73H32V72H30ZM72 73H75L74 71L72 72ZM83 73V72H82ZM145 73V74H144ZM18 74V73H17ZM54 74H56V73H54ZM69 74H71V73H69ZM77 75H78V73H76ZM75 74V75H76ZM85 74V73H84ZM144 74V75H143ZM37 75V74H36ZM74 75V74H73ZM100 75V74H99ZM11 76V75H10ZM18 76V75H17ZM21 76V75H20ZM38 76V75H37ZM84 76H87V75H84ZM125 76V75H124ZM6 77H8V76H6ZM73 77V76H72ZM75 77V76H74ZM100 77V76H99ZM134 77L135 78H137V79H139V81L138 82H136V85L135 86H133L134 85V82H135V80H133L134 79ZM18 78V77H17ZM16 78V79H17ZM23 78V77H22ZM37 78V77H36ZM55 78V77H54ZM53 77H52V79H54ZM85 78V77H84ZM88 78V77H87ZM90 78V77H89ZM101 78V77H100ZM102 78H103V76H102ZM108 78V79H109ZM8 79V78H7ZM15 79V78H14ZM20 79V78H19ZM10 80V79H9ZM9 80H7V81H9ZM39 80V79H38ZM56 80V79H55ZM61 80H63L62 79V77H61ZM103 80H105L104 82H103ZM109 80V81H110ZM6 81V80H5ZM89 81H90V79H89ZM92 81V80H91ZM242 81V80H241ZM123 82V81H122ZM234 83V82H233ZM239 83V82H238ZM38 84V83H37ZM229 86V85H228ZM231 86V85H230ZM223 87V86H222ZM149 88V87H148ZM155 90H153V89H150V91L151 92H154ZM165 90V89H164ZM218 90V89H217ZM220 91V90H219ZM175 92V91H174ZM202 92V94H203V91H201ZM199 93V92H198ZM201 94V93H200ZM205 94V93H204ZM210 95H211V92H210ZM160 96H161V94H160ZM165 96V95H164ZM206 96V95H205ZM213 96H215V94L213 95ZM228 96V95H227ZM142 97V96H141ZM148 97H149V95H148ZM152 97V96H151ZM150 97V98H151ZM154 97H155V95H154ZM193 97V96H192ZM169 98V97H168ZM141 99V98H140ZM175 99V98H174ZM210 99V98H209ZM220 99V98H219ZM226 99V98H225ZM138 100V99H137ZM136 100V101H137ZM143 100V99H142ZM141 100V101H142ZM168 100V99H167ZM166 99H165V103H166V101H167ZM173 100V99H172ZM227 100V99H226ZM147 101V100H146ZM148 102V101H147ZM173 102V101H172ZM178 102V101H177ZM176 101H175V103H177ZM179 102H180V99H179ZM178 102V103H179ZM138 103V102H137ZM144 103V102H143ZM153 103V102H152ZM155 103V102H154ZM158 103V102H157ZM168 104H170V102L168 103ZM174 104V103H173ZM183 104V103H182ZM144 105L145 104H143V107H144ZM149 105H151V104H149ZM134 106H136V104L134 105ZM141 106H142V104H141ZM168 106V105H167ZM173 106V105H172ZM180 106H181V104H180ZM149 107V106H148ZM147 107V108H148ZM161 107V106H160ZM157 108V109H154V110H156V111H158L159 113H161V114H163V116L165 115V116H167V117H169V118H172V121H174L173 120V118L174 117H176V115L177 114H179V113H177V112H175L171 107H164V108ZM163 107V106H162ZM174 107V106H173ZM184 107V106H183ZM182 107V108H183ZM134 108H136V107H134ZM145 108V107H144ZM153 108V107H152ZM178 108V107H177ZM209 108V107H208ZM141 109V108H140ZM148 109H150V108H148ZM147 110V109H146ZM194 110H196V109H194ZM145 111V110H144ZM179 111V110H178ZM134 115V116H132V114ZM139 112V111H138ZM142 113H143V110L141 111ZM148 112H149V110H148ZM215 112V111H214ZM146 113V112H145ZM158 113V114H159ZM144 114V113H143ZM142 114V115H143ZM160 114V115H161ZM181 114V113H180ZM189 115V114H188ZM196 115V114H195ZM146 116V115H145ZM156 116V115H155ZM158 116V115H157ZM179 116V115H178ZM141 117V116H140ZM147 117V116H146ZM148 117H149V115H148ZM152 117V116H151ZM161 117V116H160ZM188 117V116H187ZM187 117H185V119L187 118ZM189 117H190V115H189ZM195 117V116H194ZM141 119H144V117L142 116V118ZM150 119V118H149ZM154 119V118H153ZM158 119H159V117H158ZM158 119L156 120L157 122H158ZM162 119V118H161ZM176 119V118H175ZM181 118L179 117V120H180ZM182 119H184L183 117H182ZM189 119V118H188ZM191 119V118H190ZM160 120V119H159ZM163 120V119H162ZM166 119H164V121H165ZM178 120V121H179ZM195 120V119H194ZM9 121V122H8ZM143 121V120H142ZM147 121H148V119H147ZM154 121V120H153ZM167 121V120H166ZM169 121V120H168ZM185 121V120H184ZM188 121V120H187ZM140 122V121H139ZM151 122V121H150ZM155 122V121H154ZM160 122H161V120H160ZM188 122H191V121H188ZM128 123V126H126V124ZM143 123V122H142ZM166 123V122H165ZM168 123V122H167ZM193 123V122H192ZM231 123H233V122H231ZM236 122H234V124H235ZM134 124V123H133ZM144 124V123H143ZM151 124V123H150ZM169 124V123H168ZM167 124V125H168ZM89 127H88V126ZM178 125H183V124H178ZM177 124H176V127L178 126ZM229 125V124H228ZM8 126H12L11 128H8V130L7 129H5V127H8ZM71 126H70V128H71ZM139 126V125H138ZM142 126V125H141ZM140 126V127H141ZM170 126H172V125H170ZM231 126V125H230ZM57 127V128H56ZM146 127V126H145ZM153 127V126H152ZM151 127V128H152ZM169 127V126H168ZM167 127V128H168ZM172 127H174V126H172ZM181 127V126H180ZM232 127V126H231ZM14 130H13V129ZM65 128V127H64ZM64 128H62V129H64ZM70 128H69V130H70ZM72 128V129H73ZM139 128V127H138ZM143 128V127H142ZM149 128H150V125H149ZM148 128V129H149ZM150 128V129H151ZM156 128L158 129V127L156 126ZM234 128H236V127H234ZM148 129H146V130H148ZM149 129V130H150ZM156 129V130H157ZM169 129V128H168ZM175 129V128H174ZM64 130H66V129H64ZM140 130H141V128H140ZM153 130V129H152ZM162 130V129H161ZM167 130V129H166ZM166 130L164 131V132H166ZM176 130V129H175ZM137 131H139V130H137ZM158 132H159V130H157ZM156 131V132H157ZM170 130H168V133H170L169 132ZM66 132H69V131H66ZM74 132V131H73ZM140 132V131H139ZM41 133V134H42ZM148 133V132H147ZM153 133V132H152ZM167 133V134H168ZM172 133V132H171ZM135 134H136V132H135ZM138 134V133H137ZM146 134V133H145ZM151 134V133H150ZM158 134H161V133H158ZM43 135V134H42ZM71 136H72V134H70ZM75 135V134H74ZM73 135V136H74ZM139 135V134H138ZM149 135V134H148ZM39 136H40V134H39ZM43 136H45V135H43ZM72 136V137H73ZM87 136L89 137V135L87 134ZM137 136V135H136ZM160 136V135H159ZM176 136V135H175ZM70 137V136H69ZM81 137V136H80ZM133 137H134V135H133ZM137 137H139V136H137ZM148 137V136H147ZM158 137V136H157ZM161 137H162V135H161ZM160 137V138H161ZM169 137V136H168ZM171 137V136H170ZM43 138H45V137H43ZM58 138V137H57ZM66 138V137H65ZM64 138V141L66 140ZM78 138H79V135H78ZM91 138H92V136H91ZM135 138V137H134ZM142 138H144V136L142 137ZM149 138H150V136H149ZM153 138V137H152ZM155 138V137H154ZM159 138V137H158ZM158 138H156V140L158 139ZM166 138V137H165ZM50 139H52V135H51V138ZM59 139V138H58ZM58 139H55L56 141L58 140ZM74 139V138H73ZM129 139H131V138H129ZM136 139H138V138H136ZM75 140V139H74ZM89 140V139H88ZM143 139H141V141H142ZM159 140V139H158ZM163 140H165V139H163ZM45 141H46V139H45ZM81 141H83V140H81ZM91 141V140H90ZM137 141V140H136ZM140 141V140H139ZM140 141V142H141ZM5 142V143H6ZM59 142H60V140H59ZM63 142V141H62ZM79 142V141H78ZM84 142V141H83ZM131 142V141H130ZM143 142H146L145 140L143 141ZM142 142V143H143ZM152 142H156V141H152ZM160 142V141H159ZM158 142V143H159ZM172 142V141H171ZM48 143H49V138H48V142H47V144H46V142H44V144L45 145H48ZM64 143V142H63ZM73 143V142H72ZM87 143V142H86ZM121 143V142H120ZM149 143V142H148ZM157 143V142H156ZM161 143V142H160ZM164 143V142H163ZM7 144V145H8ZM49 144H51V143H49ZM74 144V143H73ZM84 144V143H83ZM125 144V145H126ZM134 144V143H133ZM153 144V143H152ZM155 144V143H154ZM57 145H58V142H57ZM76 144H74V146H75ZM80 145H81V143H80ZM116 145V144H115ZM120 145H122V144H120ZM129 145H130V143H129ZM157 145V144H156ZM178 145V144H177ZM3 146V145H2ZM35 146H37L36 144H35ZM49 146V145H48ZM65 146V145H64ZM67 146V145H66ZM73 145H71V147H72ZM94 146V145H93ZM134 146V145H133ZM137 146V145H136ZM145 146V145H144ZM1 147V146H0ZM4 147H8V146H4ZM33 147H34V145H33ZM38 147L39 146H37V150H38ZM46 147V146H45ZM79 147V146H78ZM88 147H90V145L88 146ZM87 147V148H88ZM115 147H117V146H115ZM122 147H124V145H122ZM121 147V148H122ZM126 147H128V145H126ZM131 147H132V144H131ZM143 147V146H142ZM141 147V148H142ZM146 147V146H145ZM171 147V146H170ZM2 148V147H1ZM56 147H54L53 148V150L55 149ZM64 148V147H63ZM86 148V147H85ZM125 148V147H124ZM123 148V149H124ZM133 148V147H132ZM131 148V149H132ZM147 148H149V147H147ZM173 148V147H172ZM6 149V148H5ZM34 149V148H33ZM32 149V151L34 152L35 151V149L33 150ZM52 148H51V145H50V148L48 149V151H50ZM62 149V148H61ZM76 149V148H75ZM89 149V148H88ZM119 149H120V147H119ZM122 149V150H123ZM130 149V150H131ZM136 149V148H135ZM138 149V148H137ZM153 149V148H152ZM3 150V149H2ZM31 150V149H30ZM43 150V149H42ZM59 150V149H58ZM92 150V149H91ZM94 150V149H93ZM122 150H121V152H122ZM127 150V149H126ZM142 150V149H141ZM1 151V150H0ZM8 151V150H7ZM6 151V152H7ZM26 151H28V150H26ZM52 151V150H51ZM80 151V150H79ZM84 151H87V150H84ZM98 151V152H97ZM136 151V150H135ZM154 151V150H153ZM162 151V150H161ZM188 151V150H187ZM3 152V151H2ZM6 152H4V154L6 153ZM30 151H28L27 152V155L28 154H31V152L29 153ZM53 152V151H52ZM55 152V151H54ZM53 152V153H54ZM83 152V151H82ZM81 152V153H82ZM90 152V151H89ZM93 152V151H92ZM146 152V151H145ZM147 152L148 153H150L149 152V150H147ZM152 152V151H151ZM35 153V152H34ZM33 153V154H34ZM48 153H50V152H48ZM59 153V152H58ZM73 153H74V151H72V153H70V154H72L73 155ZM80 153V152H79ZM86 153V152H85ZM91 153V152H90ZM95 153V152H94ZM129 153H131L130 151H129ZM132 153H134V152H132ZM131 153V154H132ZM4 154H2L3 156H4V160H6L5 159V156L6 155H4ZM24 154V153H23ZM33 154H31L32 156H35V155H33ZM70 154H67L66 156L68 157V155H70ZM122 154V153H121ZM136 154H137V152H136ZM139 154V153H138ZM141 154V153H140ZM144 154V153H143ZM150 154H152V153H150ZM157 154H159V153H157ZM2 155H1V152H0V159H1V157H2ZM31 155H29L30 157L29 158H31ZM36 155H38V153H36ZM50 155L51 154H47V157H46V159L47 158H50ZM54 155H55V153H54ZM53 155V156H54ZM74 155H75V153H74ZM79 155H81V154H79ZM79 155H77V157H79ZM88 154L86 153V156H87ZM116 155V154H115ZM127 155H129L128 154V152H127ZM144 155H146V153L144 154ZM188 155V154H187ZM12 156V155H11ZM49 156V157H48ZM52 156V157H53ZM65 156V157H66ZM71 156V155H70ZM76 156V155H75ZM82 156H84L85 157V155L83 154ZM82 156H80V157H82ZM130 156V155H129ZM131 156H134V155H131ZM131 156H130V158H131ZM140 156H142V155H140ZM156 156V155H155ZM165 156V155H164ZM21 157V156H20ZM25 157H27V156H25V154H24V158ZM55 157V156H54ZM53 157V158H54ZM64 157V158H65ZM76 157V158H77ZM136 157V156H135ZM134 157V158H135ZM139 157V156H138ZM145 157V156H144ZM150 157V156H149ZM148 157V158H149ZM153 157V156H152ZM188 157H189V155H188ZM191 157H193V156H191ZM3 158V157H2ZM7 158V157H6ZM22 158V157H21ZM36 158V157H35ZM41 158V157H40ZM39 158V159H40ZM72 158V157H71ZM73 158H75V157H73ZM121 158H123L122 156H121ZM121 158H119V159H121ZM137 158V157H136ZM142 158H143V156H142ZM159 158H161V157H159ZM11 159V158H10ZM12 159H14V158H12ZM11 159V160H12ZM16 159V158H15ZM23 159V158H22ZM27 159H28V157H27ZM52 159V158H51ZM50 159V160H51ZM70 159V158H69ZM118 159V161H121V160H119ZM126 159H128V158H126ZM126 159H125V161H126ZM141 159V158H140ZM154 159H155V157H154ZM158 159V158H157ZM2 160V159H1ZM4 160H2L3 162L2 163H4ZM33 160V159H32ZM49 160V161H50ZM60 160V159H59ZM58 160V161H59ZM63 160H65V165L67 166V164H66V162L68 161V160H66V159H63ZM72 160H74V159H72ZM76 160V159H75ZM132 160V159H131ZM130 160V161H131ZM142 160V159H141ZM146 160V159H145ZM150 160V159H149ZM162 160V159H161ZM8 161H9V159H8ZM28 161H29V159H28ZM31 161V160H30ZM34 161V160H33ZM37 161V160H36ZM39 161V160H38ZM37 161V162H38ZM54 162H55V160H53ZM61 161V160H60ZM59 161V162H60ZM128 161H129V159H128ZM133 161V160H132ZM158 161V160H157ZM15 162V163H14ZM14 162L13 161H9V162H6V163H12V164H9V167H10V165H12V166H15V167H17L16 166V163H19V162H17V161H15L14 160ZM25 162V161H24ZM27 162V161H26ZM37 162H34L35 164L37 163ZM46 162V161H45ZM45 162H43V163H45ZM48 162V161H47ZM59 162H57V163H59ZM85 162H86V160H85ZM85 162L83 163V164H85ZM99 162V163H98ZM127 162V161H126ZM141 162V161H140ZM190 162V161H189ZM33 163V162H32ZM53 163V162H52ZM63 163V164H64ZM71 163H72V161H71ZM89 163V162H88ZM88 163H87V166H88ZM120 163V162H119ZM129 163V162H128ZM148 163V162H147ZM1 164V163H0ZM20 164V163H19ZM31 164V163H30ZM39 164V163H38ZM49 164V163H48ZM62 163H61V166L63 165ZM68 164H70L69 162H68ZM134 164V163H133ZM137 164V163H136ZM139 164V163H138ZM142 164V163H141ZM141 164H139V165H141ZM151 164H153V163H151ZM150 164V165H151ZM21 165V164H20ZM37 165V164H36ZM41 164H39L38 165V169L40 168L39 166H40ZM49 165H51V164H49ZM123 165V164H122ZM144 165V164H143ZM160 165V164H159ZM163 165V164H162ZM1 166H5V165H1ZM19 166V165H18ZM86 166V165H85ZM86 166V167H87ZM92 166V165H91ZM117 166V165H116ZM157 166V165H156ZM161 166V165H160ZM159 166V167H160ZM168 166V165H167ZM9 167L7 166V168L9 169ZM21 167V166H20ZM51 167V166H50ZM49 167V168H50ZM64 167L65 166H63L62 168L64 169ZM89 167V166H88ZM87 167V170H89V168ZM96 167V166H95ZM94 167V168H95ZM100 167H101V165H100ZM118 167V166H117ZM27 168V167H26ZM60 168V167H59ZM66 168H68V166L66 167ZM65 168V169H66ZM74 168V167H73ZM91 168H93V167H91ZM93 168V169H94ZM121 168V167H120ZM120 168L118 167V169L120 170ZM134 168V167H133ZM136 168V167H135ZM143 168V167H142ZM144 168H145V166H144ZM155 169H156V167H154ZM20 169V168H19ZM22 169V168H21ZM20 169V170H21ZM80 169V168H79ZM99 169V168H98ZM101 169H102V167H101ZM125 169V168H124ZM137 169H138V167H137ZM141 169V168H140ZM153 169V168H152ZM160 169V168H159ZM158 169V170H159ZM162 169H164V168H162ZM167 169V168H166ZM170 169V168H169ZM4 170V169H3ZM15 170V169H14ZM48 170H50V169H48ZM51 170H52V168H51ZM67 170V169H66ZM77 170V169H76ZM84 170V169H83ZM85 170H86V168H85ZM91 170V169H90ZM148 170V169H147ZM146 170V171H147ZM150 170V169H149ZM168 170V169H167ZM9 171V170H8ZM7 171V172H8ZM22 171H24V170H22ZM44 171V170H43ZM59 171H61L60 169L57 171V172H59ZM62 171H64L65 172V170H62ZM73 171V170H72ZM71 171V172H72ZM94 171H98V170H94ZM140 171V170H139ZM145 171V170H144ZM170 171V170H169ZM174 171H175V169H174ZM4 172H6V171H4ZM10 172V171H9ZM18 172V171H17ZM20 172V171H19ZM28 172V171H27ZM26 172V173H27ZM50 172V171H49ZM56 172V173H57ZM87 172V171H86ZM90 172V171H89ZM122 172H123V170H122ZM135 172V171H134ZM149 172H153V171H149ZM148 172V173H149ZM155 172V171H154ZM156 172H158V171H156ZM155 172V173H156ZM160 172V171H159ZM162 172H164V171H162ZM166 172V171H165ZM172 172V171H171ZM24 173V172H23ZM48 173V172H47ZM65 173H67V171L65 172ZM83 173V172H82ZM91 173V172H90ZM136 173V172H135ZM138 173V172H137ZM142 173V172H141ZM144 173H146V172H143L142 174L143 175H145ZM169 173V172H168ZM175 173V172H174ZM170 173L169 174V178L170 179H172V180H174V181H172V182H175V181H179V182H182V180L178 177V175H177V173ZM1 174H3L2 173V170H1ZM0 174V175H1ZM11 174V173H10ZM19 174H21V173H19ZM19 174H17V175H19ZM50 174V173H49ZM60 174V173H59ZM63 174V173H62ZM88 174V173H87ZM121 174V175H120ZM141 174V175H142ZM147 174V173H146ZM154 174V173H153ZM157 174V173H156ZM166 174H167V172H166ZM179 174V173H178ZM39 175V174H38ZM66 175V174H65ZM82 175V174H81ZM81 175H80V177H81ZM129 175V174H128ZM134 175V174H133ZM139 175H140V172H139ZM140 175V176H141ZM5 176H6V173H5ZM10 176V175H9ZM14 176V175H13ZM16 176V175H15ZM52 176H53V174H52ZM57 176V175H56ZM66 176H69V175H66ZM75 176V175H74ZM84 176H85V174H84ZM88 175H86V177H87ZM124 176V175H123ZM131 176V175H130ZM129 176V177H130ZM139 176V177H140ZM147 176V175H146ZM154 176V175H153ZM159 176V175H158ZM167 176H168V174H167ZM179 176H181V174L179 175ZM7 177V176H6ZM18 178H19V176H17ZM22 177V176H21ZM31 177V176H30ZM29 177V178H30ZM50 178H51V176H49ZM58 177V176H57ZM56 177V178H57ZM65 177V176H64ZM71 177V176H70ZM125 177V176H124ZM124 177H123V179H124ZM135 177H136V175H135ZM160 177V176H159ZM189 177V176H188ZM8 178V177H7ZM23 178H26L25 180H28L27 178H28V176H26V177H24V174H23ZM50 178H48V179H50ZM53 178H55V176L53 177ZM53 178H51L50 180H52ZM84 177H83V175H82V179H83ZM126 178H128V177H126ZM131 178V177H130ZM167 178V177H166ZM0 179H1V176H0ZM3 179V178H2ZM21 179V178H20ZM47 179V180H48ZM64 180H62V182L63 181H65V178H63ZM70 179H72V177L70 178ZM79 178H77V180H78ZM82 179H80V180H82ZM134 179V178H133ZM138 179V178H137ZM147 179V178H146ZM150 179H152V178H150ZM156 179V178H155ZM163 179V178H162ZM165 179V178H164ZM169 179V180H170ZM187 179V178H186ZM189 179H191V178H189ZM10 180V179H9ZM68 180V179H67ZM67 180H66V182H67ZM84 180H86V179H84ZM142 180V179H141ZM169 180H167V181H169ZM184 180V179H183ZM3 181V180H2ZM57 181H59V180H57ZM60 181H61V179H60ZM71 181V180H70ZM83 181V180H82ZM119 181V182H118ZM129 181V180H128ZM136 181V180H135ZM150 181V180H149ZM153 181V180H152ZM157 181V180H156ZM159 181H160V179H159ZM166 181V180H165ZM165 181L163 182V184L165 183ZM185 181V180H184ZM192 181V180H191ZM6 182V181H5ZM27 182H30V181H27ZM26 182V183H27ZM58 183L57 185V188H55V189H58L59 188V184H63V183ZM64 183V184H69L68 182L67 183ZM72 183H73V181H71ZM78 182H80V181H78ZM91 182V181H90ZM117 182H118V184H117ZM133 182H134V180H133ZM132 182V183H133ZM145 182V181H144ZM169 182H171V181H169ZM26 183H24L25 184V186L28 184H26ZM55 183V182H54ZM53 183V184H54ZM81 183V185H83V182H80ZM84 183H85V181H84ZM128 183V182H127ZM148 183V182H147ZM158 183V182H157ZM188 183V182H187ZM7 183H5V185H6ZM34 184V183H33ZM56 184V183H55ZM60 185L61 186V188L63 187V188H66V185ZM77 184V183H76ZM123 184V183H122ZM131 184V183H130ZM135 184H140L139 182L138 183H135ZM134 184V185H135ZM145 184V183H144ZM143 184V185H144ZM152 184V183H151ZM180 184V183H179ZM183 184V183H182ZM11 185V184H10ZM12 185H14V184H12ZM29 185V184H28ZM27 185V186H28ZM30 185H31V183H30ZM30 185H29V187H30ZM72 184H70L69 185V187L71 186ZM78 185V184H77ZM86 185V184H85ZM101 185H102V183H101ZM121 185V184H120ZM126 185V184H125ZM133 185V184H132ZM147 185V184H146ZM166 185V187L165 188H167L168 186H167V184H164V186ZM168 185H170V183L168 184ZM172 186H173V184H171ZM171 185H170V187H171ZM177 185V184H176ZM7 186V185H6ZM27 186H26V189H27ZM35 186V185H34ZM51 186H53V185H51ZM50 186V187H51ZM88 186V185H87ZM91 186H93V184L91 185ZM140 186V185H139ZM148 186V185H147ZM156 186V185H155ZM179 186V185H178ZM24 187V186H23ZM49 187V186H48ZM49 187V188H50ZM68 187V188H69ZM79 187V186H78ZM95 187V186H94ZM153 187V186H152ZM152 187H150V188H152ZM170 187L168 188V189H170ZM174 187V186H173ZM172 187V188H173ZM181 186H179L178 188H177V186H176V189L175 190H177L176 192L178 193V192H180V190H181V188H180ZM183 187H184V185H183ZM10 188H12V187H10ZM15 188V187H14ZM43 188V186L41 187V189ZM45 188V187H44ZM47 188V187H46ZM60 188V189H61ZM75 188H77V187H75ZM82 188H85V186L83 185L82 186ZM87 188V190H88V187H86ZM85 188V189H86ZM118 188H123V189H126L125 187H117V190H120V189H118ZM129 188V187H128ZM133 188V187H132ZM140 188H141V186H140ZM142 188H144V187H142ZM147 188V187H146ZM155 188V190L154 191H156V190H158V189H156V187H153L152 189H154ZM159 188V187H158ZM164 187H163V189H165ZM9 189V188H8ZM30 190H32L31 188H29ZM60 189H58L57 190V192L56 193H53V194H50L49 195V193L47 194V193H43L42 192V194H41V196L39 197V201H36L35 199V201L37 202V204H35V203H33V204H30V205H33L34 206V204L36 205V209L37 210H35V213H36V211H43V212H45V215H47L48 216V219L49 218H52V217H54L55 216V210H56V208L58 209L59 207H60V205L63 207V209L64 210H62V213H65V215H63L62 213V215L64 216V217H66V216H68V215H70L71 214V217H69L67 220H69L70 222H71V224L74 222V223H76V225H78V223L80 224V226H81V228L82 229H84V227H82V226H84L85 224L87 225V227L91 224L90 222V220H91V218H87L85 215H87V214H84L85 212L82 210V206H80V205H83V203H85V201L82 203V200L80 199V197H78L77 196V194H78V192H79V190H77L76 189V191H78L77 192V194L75 193V191H73V189H71L70 191H60ZM85 189H84V191H85ZM92 189V188H91ZM95 189V188H94ZM105 189V190H106ZM116 189V188H115ZM131 189V188H130ZM134 189V188H133ZM135 189H137V187L135 186ZM160 189V188H159ZM162 189V190H163ZM184 189V188H183ZM182 189V190H183ZM191 189V188H190ZM2 190V189H1ZM0 190V191H1ZM17 190H19V189H17ZM23 190V189H22ZM21 190V191H22ZM30 190H28V191H30ZM75 190V189H74ZM83 190V189H82ZM87 190L85 191V192H87ZM93 190V189H92ZM102 190V189H101ZM110 190H111V188H110ZM141 190V189H140ZM172 190V189H171ZM171 190L168 192V193H170L171 192ZM188 190H189V188H188ZM13 191V190H12ZM15 191V190H14ZM24 191V190H23ZM47 191H49V190H47ZM46 191V192H47ZM56 191V190H55ZM107 191H106V193H107ZM130 191V190H129ZM133 191V190H132ZM135 191V190H134ZM143 191V190H142ZM147 191V190H146ZM145 191V192H146ZM148 191L149 192H151V190H149L148 189ZM153 191V190H152ZM165 191V190H164ZM18 192V191H17ZM37 193V191H34V193ZM51 192V191H50ZM54 192V191H53ZM103 192H104V190H103ZM110 192V191H109ZM114 192V191H113ZM128 192V191H127ZM127 192L126 193H124V194H126L127 195ZM182 192V191H181ZM183 192H185V191H183ZM187 192V191H186ZM15 193H16V191H15ZM19 193V192H18ZM18 193H16V194H18ZM21 193V192H20ZM33 193V192H32ZM52 193V192H51ZM120 193V192H119ZM133 192H131V194H132ZM137 193V192H136ZM138 193H140V192H138ZM155 192H153V194H154ZM158 192H156V194H157ZM165 192H163L162 191V193H160V194H163V195H165L164 194ZM167 193V194H168ZM3 194V193H2ZM79 196H81L82 195V193H80L79 192ZM92 194V193H91ZM105 194V193H104ZM122 194V193H121ZM121 194H120V196L116 193V194H114V195H118L119 197H121ZM129 194V193H128ZM142 194V193H141ZM144 194V193H143ZM149 194H152V193H149ZM172 194V193H171ZM181 194V193H180ZM11 195V194H10ZM13 195V194H12ZM28 195V194H27ZM37 195H38V193H37ZM85 196H86V193L84 194ZM93 195V194H92ZM111 195H112V193H111ZM110 195V196H111ZM123 195V194H122ZM135 195V194H134ZM145 198L148 196L147 195V193H145ZM159 195V194H158ZM34 196V195H33ZM36 196V195H35ZM39 196V195H38ZM83 196V195H82ZM106 196V195H105ZM104 196V197H105ZM108 196V195H107ZM132 196V195H131ZM139 196V195H138ZM141 196V195H140ZM143 196V195H142ZM141 196V197H142ZM166 196V195H165ZM21 197H23V196H21ZM91 197V196H90ZM132 197H134V196H132ZM141 197H140V199H141ZM144 197V196H143ZM150 197V196H149ZM153 197H155V196H153ZM158 197V196H157ZM161 197V196H160ZM174 197V196H173ZM176 197V196H175ZM178 197V196H177ZM14 198H15V196H14ZM36 198V197H35ZM128 198H129V196H128ZM134 198H136V197H134ZM133 198V199H134ZM144 198V199H145ZM150 198H152V197H150ZM159 198V197H158ZM188 198V197H187ZM16 199H19L18 201H20V198H19V196H17V198ZM23 199L24 200H26V197L24 198L23 197ZM23 199H21V200H23ZM30 199V198H29ZM28 199V200H29ZM32 199V198H31ZM107 199H108V197H107ZM106 199V200H107ZM123 199V198H122ZM131 199V198H130ZM138 199V198H137ZM143 199V198H142ZM149 199V198H148ZM157 199V198H156ZM170 200H171V198H169ZM178 199H180V197L178 198ZM34 200H33V202H34ZM89 200V199H88ZM93 200V199H92ZM106 200L104 201V202H102V204H105V202H106ZM113 200V199H112ZM117 200V199H116ZM125 200V199H124ZM126 200H127V198H126ZM134 200H136V199H134ZM146 200V199H145ZM145 200H144V202H145ZM155 200V199H154ZM159 200V199H158ZM172 200H174V199H172ZM177 200V199H176ZM182 200H186V197L184 198V199H182ZM182 200H180V202L182 201ZM189 200V199H188ZM8 201V200H7ZM16 201V200H15ZM17 201V202H18ZM107 201H109V199L107 200ZM123 201V200H122ZM130 201V200H129ZM132 201V200H131ZM138 201V200H137ZM140 201V200H139ZM141 201H143V200H141ZM177 201H179V200H177ZM187 201V200H186ZM191 201V200H190ZM21 202V201H20ZM26 203H27V201H25ZM24 202V203H25ZM28 202H31V200H29ZM39 202V203H38ZM88 202H90L91 203V201H88ZM111 202H113V201H111ZM115 202V201H114ZM121 202V201H120ZM136 202V201H135ZM134 202V203H135ZM157 202V201H156ZM161 202V201H160ZM170 202V201H169ZM168 201H167V203H169ZM183 202H185V201H183ZM9 203V202H8ZM100 203V202H99ZM128 203V202H127ZM134 203H133V205H134ZM150 203H151V200H150ZM153 203V202H152ZM166 203V202H165ZM173 202H171L170 204H172ZM186 203V202H185ZM29 204V203H28ZM87 204V203H86ZM86 204H84L85 206H86ZM102 204H101V206H102ZM118 204H119V201H118ZM118 204H116L117 206H118ZM138 204H140V202L138 203ZM147 204H148V201H147ZM159 204H161V203H159ZM186 204H188V203H186ZM2 205V204H1ZM90 205V204H89ZM112 205V204H111ZM113 205H114V203H113ZM123 205V204H122ZM128 205V204H127ZM143 205H144V203H143ZM176 205V204H175ZM188 205H190V204H188ZM196 205V204H195ZM27 206V205H26ZM32 206V207H33ZM85 206H83V208L85 207ZM99 206V205H98ZM105 206V205H104ZM106 206H107V204H106ZM124 206H125V204H124ZM123 206V208H125ZM129 206V205H128ZM137 206V205H136ZM139 206V205H138ZM142 206V205H141ZM177 206V205H176ZM187 206V205H186ZM193 206V205H192ZM192 206H188V207H192ZM198 206V205H197ZM196 206V207H197ZM21 207H22V205H21ZM35 207V206H34ZM108 208H110V204H109V206H107ZM133 207V206H132ZM149 207V206H148ZM153 207V206H152ZM156 207V206H155ZM160 207V206H159ZM158 207V208H159ZM161 207H162V205H161ZM163 207H165V205H163ZM182 207V206H181ZM194 207V206H193ZM200 207V206H199ZM2 208V207H1ZM27 208H28V206H27ZM103 208V207H102ZM119 208H121V207H119ZM140 208V207H139ZM138 208V209H139ZM167 208V207H166ZM169 208V207H168ZM167 208V209H168ZM170 208H171V206H170ZM173 208H174V206H173ZM186 208V207H185ZM184 208V209H185ZM195 208V207H194ZM21 209H23V208H21ZM29 209H31V207L29 208ZM100 209H101V207H100ZM100 209H98V210H100ZM122 209V208H121ZM136 209H137V207H136ZM135 209V211H137ZM149 210L151 209V208H148ZM153 209V208H152ZM162 209V208H161ZM160 209V210H161ZM187 210H190V209H188V208H186ZM196 209V208H195ZM12 210V209H11ZM26 210V209H25ZM61 210V209H60ZM86 210H87V208H86ZM96 210H97V207H96ZM95 210V211H96ZM104 210H106V209H104ZM108 210V209H107ZM112 210V209H111ZM115 210V209H114ZM140 210V209H139ZM143 210V209H142ZM145 210V209H144ZM147 210V209H146ZM155 210V209H154ZM160 210L159 211H157V213L158 212H160ZM165 210V209H164ZM173 210V209H172ZM194 210V209H193ZM15 211V210H14ZM29 211V210H28ZM31 211V210H30ZM101 211H103V210H101ZM100 211V212H101ZM119 211H120V209H119ZM175 211H177V210H175ZM195 211V210H194ZM200 211V210H199ZM204 211H205V209H204ZM5 212H6V210H5ZM8 212V211H7ZM13 212V211H12ZM173 212V211H172ZM14 213V212H13ZM20 213H21V210H20ZM74 213H76V215L74 214ZM86 213H88V212H86ZM90 213V212H89ZM88 213V214H89ZM121 213H123L124 214V212L122 211ZM120 213V214H121ZM134 213V212H133ZM140 213V212H139ZM138 213V215H140ZM153 213V212H152ZM151 213V214H152ZM156 213V214H157ZM165 213V211L163 212V214ZM169 213L171 214V212L168 210V214H167V212H166V214L167 215H169ZM178 213V212H177ZM182 213V216L184 215L183 214V212H180V214ZM184 213H185V211H184ZM195 213H196V211H195ZM24 214V213H23ZM37 214H38V212H37ZM97 215H98V213H96ZM143 214V213H142ZM174 214V213H173ZM192 214V213H191ZM198 214V213H197ZM200 214V213H199ZM7 215V214H6ZM22 215V214H21ZM44 215V214H43ZM90 215V214H89ZM100 215H101V213H100ZM135 215H136V212H135ZM135 215H133L134 217H135ZM144 215V214H143ZM147 215H149V213H147ZM160 215H162V214H160ZM176 215V214H175ZM187 215H188V213H187ZM201 215V214H200ZM99 216V215H98ZM105 216H107V212H106V215ZM137 216V215H136ZM146 216V215H145ZM152 216H154L153 214H152ZM156 216H158V215H156ZM156 216H154V217H156ZM173 216V215H172ZM172 216H170V217H172ZM178 216V215H177ZM203 216V215H202ZM25 217H26V215H25ZM41 217V216H40ZM45 217V216H44ZM101 217V216H100ZM113 217V216H112ZM116 217V216H115ZM120 217H121V215H120ZM149 217H150V215H149ZM159 217V216H158ZM162 217V216H161ZM160 217V219H162ZM174 217V216H173ZM172 217V218H173ZM176 217V216H175ZM175 217H174V220H175ZM188 216H186V218H187ZM194 217H195V215H194ZM199 217V216H198ZM30 218V217H29ZM35 218H38V216L37 217H35ZM55 218V217H54ZM95 218V217H94ZM114 218V217H113ZM137 218V217H136ZM167 218V217H166ZM177 218V217H176ZM186 218H184V219H186ZM202 218V217H201ZM13 219V218H12ZM40 219L41 218H39V221H40ZM42 219H43V217H42ZM56 219H57V217H56ZM63 219V218H62ZM58 219V223H57V227L55 228V226H54V228H55V230H51L52 228V226L50 227V229H49V231H51V232H53L52 234H51V232H50V240H49V242L52 240L53 241V247L55 248V250L54 249H52L53 247H51L50 248V244L48 243L47 245H50V246H48L51 250H53V251H55V253H56V257L58 256L59 257V259H60V261H61V263L62 264H88V262H89V260H87L86 259V257L87 258H93V260H94V257H92L93 255H94V253L96 252V250H95V248L94 247H92V245H91V243H89V246H88V248H89V250H88V248L86 247V245L84 244L83 246H85L86 248H87V255H84V254H81L80 252H79V250L77 251V247H78V244H77V247L76 246H74V245H72V243L71 242H73V241H69L70 239H72L71 237L69 238V242H70V244L69 243H67V239H65L64 237H67V236H69L70 235V232H69V229L67 228V226H69V225H67V222L70 224V222L69 221H67V220H65V219ZM107 219V218H106ZM139 219V218H138ZM143 219V218H142ZM142 219H141V217H140V220H139V222H141L142 221ZM147 218H145V220H146ZM168 219V218H167ZM179 219V218H178ZM181 220H182V218H180ZM188 219V218H187ZM2 220V219H1ZM11 220V219H10ZM37 220V219H36ZM65 220V221H64ZM97 220V219H96ZM96 220H95V223H96ZM103 220V219H102ZM145 220H143V221H145ZM16 221V220H15ZM34 221V220H33ZM38 221V220H37ZM43 221H46L45 219L43 220ZM93 221H94V219H93ZM101 221V220H100ZM118 221H119V219H118ZM142 221V222H143ZM149 221V220H148ZM147 221V222H148ZM150 221H152L153 222V218L152 219H150ZM149 221V222H150ZM166 221V220H165ZM171 221H172V219H171ZM176 221H178V220H176ZM194 221V220H193ZM112 222H115V220L114 221H112ZM111 222V223H112ZM117 222V221H116ZM115 222V223H116ZM119 222H122V221H119ZM173 222V221H172ZM175 222V221H174ZM173 222V223H174ZM181 222V221H180ZM184 222V221H183ZM187 221H185V223H186ZM196 222V221H195ZM34 223V222H33ZM94 223V222H93ZM92 223V224H93ZM100 223V222H99ZM104 223V222H103ZM102 223V225H104ZM125 222H123L122 224H123V227L125 226V224H124ZM145 223V222H144ZM36 224V223H35ZM41 224V223H40ZM117 224V223H116ZM119 225L121 224V223H118ZM142 224V223H141ZM146 224H148V223H146ZM145 224V227L146 226H152V225H146ZM155 224V223H154ZM153 224V225H154ZM184 224V223H183ZM187 224V223H186ZM189 224H190V222H189ZM32 225V224H31ZM37 225V224H36ZM44 225V224H43ZM48 225H50V224H48ZM73 225V224H72ZM71 225V226H72ZM94 225V224H93ZM96 225V224H95ZM119 225L117 226L116 225V227H118V229L120 228L119 227ZM156 225V224H155ZM155 225H154V227H155ZM166 225V224H165ZM168 225V224H167ZM166 225V226H167ZM169 225H170V223H169ZM172 225V224H171ZM194 225V224H193ZM38 226H40V225H37V227ZM79 226V225H78ZM129 226H130V224H129ZM128 226V227H129ZM135 226V225H134ZM166 226H164V227H166ZM174 226V225H173ZM177 226V225H176ZM189 226V225H188ZM33 227V226H32ZM43 227V226H42ZM121 227H122V225H121ZM123 227H122V229H123ZM127 227V228H128ZM175 227V226H174ZM174 227H172V230H173V232H174ZM39 228V227H38ZM44 228H47V227H44ZM60 228H61V230H63V231H66V234L64 235L63 234V231L60 233ZM74 229H75V227H73ZM80 228V227H79ZM80 228V229H81ZM92 228H93V226L91 227V229H88V230H92ZM94 228H97V227H94ZM105 228V227H104ZM103 228V229H104ZM115 228V227H114ZM157 228V227H156ZM184 227H182V229H183ZM195 228V227H194ZM2 229V228H1ZM35 229V228H34ZM59 229V230H58ZM70 229H71V227H70ZM99 229V228H98ZM98 229H95V230H98ZM133 229V228H132ZM171 229V228H170ZM178 229V228H177ZM180 229V228H179ZM37 230V229H36ZM39 230V229H38ZM47 230V229H46ZM77 230V229H76ZM76 230H75V232H76ZM85 230V229H84ZM113 230V229H112ZM121 230V229H120ZM126 230V229H125ZM1 231V230H0ZM71 231V230H70ZM82 231V230H81ZM106 231V230H105ZM150 231V230H149ZM148 231V232H149ZM152 231V230H151ZM179 231H181V230H179ZM38 232V231H37ZM36 232V233H37ZM41 233H43L42 231H40ZM74 232V233H75ZM78 232V231H77ZM87 232H89V231H87ZM115 232V231H114ZM120 232V231H119ZM118 232V233H119ZM131 231H129V233H130ZM136 232V231H135ZM134 231H133V233H131V234H136ZM170 232H171V230H170ZM169 232V233H170ZM183 231H181V233H182ZM186 232V231H185ZM184 232V233H185ZM2 233H4V232H2ZM31 233V232H30ZM39 233V232H38ZM41 233H39V234H37V235H42ZM90 233V232H89ZM92 233H94V232H92ZM117 232H115V234H116ZM128 233V235H130ZM181 233L179 234V235H181ZM46 234V233H45ZM47 234H49V233H47ZM47 234H46V236H47ZM79 234V233H78ZM82 234H85L84 232L82 233ZM114 234V233H113ZM113 234L111 235V236H113ZM157 234V233H156ZM186 234V233H185ZM71 235H73V233L71 234ZM86 235H89V234H86ZM107 235V234H106ZM123 235V234H122ZM125 236L127 235V234H124ZM244 235H246V234H244ZM24 236V235H23ZM43 236V235H42ZM74 237H75V235H73ZM78 236H80V235H78ZM83 236V235H82ZM81 236V237H82ZM89 236H92V235H89ZM98 236V235H97ZM131 236V235H130ZM129 236V237H130ZM2 237V236H1ZM45 237V236H44ZM122 237V236H121ZM121 237H119L120 239H122ZM150 237V236H149ZM148 237V238H149ZM172 237V236H171ZM181 237V236H180ZM196 237V236H195ZM198 237V236H197ZM77 238V237H76ZM92 238V237H91ZM106 238H107V236H106ZM131 238H133V237H131ZM141 238V237H140ZM153 238H154V236H153ZM157 238V237H156ZM159 238V237H158ZM157 238V239H158ZM182 238V237H181ZM247 238V237H246ZM44 240H45V238H43ZM73 239H75V238H73ZM104 239V238H103ZM123 239H127L126 237L125 238H123ZM123 239H122V241H123ZM147 239V238H146ZM164 239V238H163ZM248 239L249 238H247V241H248ZM79 240V239H78ZM77 240V241H78ZM81 240H82V238H81ZM81 240H79V241H81ZM89 240V239H88ZM144 240V239H143ZM159 240H160V238H159ZM200 240H201V238H200ZM256 240V239H255ZM35 241V240H34ZM37 241V240H36ZM43 241V240H42ZM75 241V240H74ZM119 241H121V240H119ZM136 241V240H135ZM40 242H41V240H40ZM48 241H46V243H47ZM90 242H92V240L90 241ZM126 242H127V240H126ZM129 242V241H128ZM127 242V243H128ZM134 242V241H133ZM132 242V243H133ZM154 242V241H153ZM166 242V241H165ZM202 242V241H201ZM232 242V241H231ZM231 242H230V245H231ZM46 243H44V244H46ZM77 243V242H76ZM80 244H83V240L81 241V242H79ZM150 243V242H149ZM160 243V242H159ZM163 243V242H162ZM170 243V242H169ZM187 243V242H186ZM256 243V242H255ZM258 243H260V242H258ZM75 244V243H74ZM96 244V243H95ZM116 244V243H115ZM114 244V245H115ZM120 244H122V243H120ZM119 244V245H120ZM129 244H131V243H128V245ZM166 244V243H165ZM165 244H163V245H165ZM229 244V243H228ZM234 244H236V242L234 243ZM262 244V243H261ZM18 245H19V243H18ZM109 245V244H108ZM118 245V244H117ZM127 245V244H126ZM144 245V244H143ZM151 245H152V243H151ZM157 245H158V243H157ZM168 245V244H167ZM192 245V244H191ZM203 245V244H202ZM233 245V244H232ZM37 246V245H36ZM42 246H43V244H42ZM105 246V245H104ZM113 246V245H112ZM132 246H134V245H132ZM140 246V245H139ZM141 246H142V242H141ZM145 246V245H144ZM143 246V247H144ZM159 246V245H158ZM166 246V245H165ZM188 246V245H187ZM199 246H201L200 244H199ZM264 246V245H263ZM262 246V247H263ZM0 247H1V245H0ZM82 247V246H81ZM138 247V246H137ZM148 247V246H147ZM153 247V246H152ZM151 247V248H152ZM157 247V246H156ZM161 247V246H160ZM164 247V246H163ZM178 247V246H177ZM203 247V246H202ZM202 247H201V249H202ZM226 247H227V245H226ZM225 247V248H226ZM79 248V247H78ZM85 248V249H86ZM97 248V247H96ZM113 248H114V246H113ZM112 248V249H113ZM116 248H118V247H116ZM126 249H127V246L125 247ZM125 248L123 249V250H125ZM145 248V247H144ZM155 248V247H154ZM153 248V249H154ZM188 248V247H187ZM48 249V248H47ZM81 249V248H80ZM146 249V248H145ZM145 249H144V252H146L145 251ZM148 249H149V247H148ZM152 249V250H153ZM156 249V248H155ZM159 249V248H158ZM163 250H164V248H162ZM169 249V248H168ZM174 249V248H173ZM49 250V249H48ZM119 250V249H118ZM128 250H129V248H128ZM151 250V251H152ZM160 250V249H159ZM171 250V249H170ZM18 251V250H17ZM50 251V250H49ZM49 251H47L48 252V254H49ZM85 251V250H84ZM97 251H98V249H97ZM110 251H111V249H110ZM117 251V250H116ZM155 251V250H154ZM190 251V250H189ZM199 251V250H198ZM225 251H227V250H225ZM114 252V249H113V251L112 252H110V254L112 255V253ZM126 252V251H125ZM138 252H139V250H138ZM137 252V253H138ZM143 252V253H144ZM162 252V251H161ZM168 252H169V250H168ZM171 252V251H170ZM169 252V253H170ZM175 252V251H174ZM202 252V251H201ZM22 253V252H21ZM83 253H85L86 254V252H83ZM117 253H118V251H117ZM124 253V251H122V254ZM136 253V252H135ZM154 253V252H153ZM165 253H167V252H165ZM37 254V253H36ZM41 254V253H40ZM54 254V253H53ZM97 254H99V253H97ZM116 254V253H115ZM119 254V253H118ZM126 254V253H125ZM141 254V253H140ZM157 254V253H156ZM172 254H173V252H172ZM175 254V253H174ZM51 255H52V253H51ZM110 255V256H111ZM127 255H129V254H127ZM132 255V258L134 257L133 256V254H131L130 253V256ZM162 255V254H161ZM167 255V254H166ZM207 255V254H206ZM19 256V255H18ZM53 256V255H52ZM97 256H99L100 257V255H97ZM122 256V255H121ZM125 256V258H123V259H126V258H129L128 256L126 257V255H124ZM147 256V255H146ZM160 256V255H159ZM169 256H170V254H169ZM172 256V255H171ZM225 256V255H224ZM43 257V256H42ZM45 257V256H44ZM112 257V256H111ZM117 257V256H116ZM115 257V260L116 259H118V258H116ZM204 257V256H203ZM41 258V257H40ZM131 258V259H132ZM164 259H165V257H163ZM167 258V257H166ZM169 258V257H168ZM167 258V259H168ZM223 258V257H222ZM222 258H221V260H220V262L222 261ZM224 258H226V256L224 257ZM56 259H58V258H56ZM58 259V260H59ZM120 259H122V258H120ZM134 259H135V257H134ZM137 259V258H136ZM150 259H152V258H150ZM203 259V258H202ZM34 260V259H33ZM39 260V259H38ZM92 260V259H91ZM92 260V261H93ZM119 260V259H118ZM117 260V261H118ZM127 261H128V259H126ZM130 260V259H129ZM159 260V259H158ZM226 260V259H225ZM95 261V260H94ZM135 261V260H134ZM136 261H138V260H136ZM143 261V260H142ZM141 261V262H142ZM154 261V260H153ZM169 261V260H168ZM123 262V261H122ZM131 262V261H130ZM140 262V263H141ZM148 262V261H147ZM152 262V261H151ZM171 262V261H170ZM224 262V261H223ZM226 262H227V260H226ZM225 262V263H226ZM37 263V262H36ZM35 263V264H36ZM57 263V262H56ZM95 263V262H94ZM123 263H125V262H123ZM132 263H133V261H132ZM140 263H138V264H140ZM169 263V262H168ZM210 263V262H209ZM38 264V263H37ZM41 264V263H40ZM54 264V263H53ZM126 264H127V262H126ZM134 264V263H133ZM137 264V263H136ZM142 264V263H141ZM211 264V263H210Z\"/></svg>",
    "mask_w": 264,
    "mask_h": 264
}]
</instances>
